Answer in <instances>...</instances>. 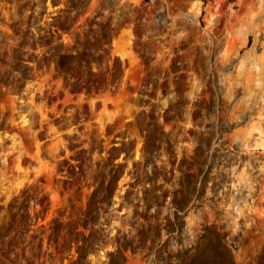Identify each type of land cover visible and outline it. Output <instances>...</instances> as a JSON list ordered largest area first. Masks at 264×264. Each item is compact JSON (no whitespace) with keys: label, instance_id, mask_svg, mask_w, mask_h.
Here are the masks:
<instances>
[{"label":"rangeland","instance_id":"obj_1","mask_svg":"<svg viewBox=\"0 0 264 264\" xmlns=\"http://www.w3.org/2000/svg\"><path fill=\"white\" fill-rule=\"evenodd\" d=\"M99 13L126 67L118 94L75 97L53 72H34L19 96L0 89V227L27 189L49 197L46 226L82 224L101 183L97 221L81 228L85 264H193L197 248L207 251L196 264H264V0H91L72 33ZM17 20L0 1V40ZM201 134L211 138L194 170L201 200L168 235ZM40 225L31 264L55 252L45 241L37 257ZM4 241L0 264H25ZM78 260L73 245L56 264Z\"/></svg>","mask_w":264,"mask_h":264},{"label":"trees","instance_id":"obj_2","mask_svg":"<svg viewBox=\"0 0 264 264\" xmlns=\"http://www.w3.org/2000/svg\"><path fill=\"white\" fill-rule=\"evenodd\" d=\"M0 1L14 5L18 13V20L10 25L12 34L4 35L0 40V66L4 68L0 71V89L5 88L11 95L19 96L24 89L23 82H27L34 72H53L75 97L90 98L120 92L126 67L119 58L112 56V42L118 35L116 29L109 24H101L102 15L99 13L78 26L80 32L72 33L78 21L85 16L91 0ZM49 4L53 12L49 10ZM137 35L141 38L139 32ZM67 37H72V41L67 40ZM195 142V156L182 165L183 169L186 168L184 177L188 183L181 184L169 204L174 220H168L167 229H164L168 235L180 231L182 225L178 222L185 217L181 215L196 208V203L201 200L197 191L201 170H194L204 164L205 147H210L211 138L201 134L195 137ZM31 192L32 189L25 190L9 204V220L0 227V239H4L5 245L12 251L21 246L23 261L31 264L27 254L36 238L30 237L28 241L29 234L32 227L41 222L42 238L37 245V257L43 255L45 241L47 251L54 248L55 252H45L44 258L49 257V260L40 264L64 261L73 245L79 251L78 264H85L88 238L81 228L85 230L97 221L101 211V183L89 197L82 224L77 221L67 222L63 216H59L46 226L43 223L51 207L49 197L42 190H36L33 195ZM32 202L37 211L35 219L31 213ZM155 229L156 237H159L160 226ZM196 251L193 264L200 261L207 248L201 251L197 248Z\"/></svg>","mask_w":264,"mask_h":264}]
</instances>
